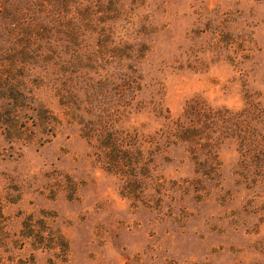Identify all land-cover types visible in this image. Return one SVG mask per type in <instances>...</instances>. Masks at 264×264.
<instances>
[{"label": "rangeland", "instance_id": "obj_1", "mask_svg": "<svg viewBox=\"0 0 264 264\" xmlns=\"http://www.w3.org/2000/svg\"><path fill=\"white\" fill-rule=\"evenodd\" d=\"M0 264H264V0H0Z\"/></svg>", "mask_w": 264, "mask_h": 264}, {"label": "trees", "instance_id": "obj_2", "mask_svg": "<svg viewBox=\"0 0 264 264\" xmlns=\"http://www.w3.org/2000/svg\"><path fill=\"white\" fill-rule=\"evenodd\" d=\"M210 111L206 110V108L204 107V105L199 102V101H194L192 103H188L186 105V108L184 109V115L187 117H192L196 120V122L200 121V122H205L207 121V114H209ZM225 114H228L229 116H226ZM243 114L242 113H237V114H229L228 112H219L217 113V116L220 120H224V119H233V120H238V118H240ZM197 126H195L192 131L196 132V129ZM180 129V128H179ZM180 137H178L179 140H182V139H187L190 137V134H189V130L188 129H180ZM187 137V138H185Z\"/></svg>", "mask_w": 264, "mask_h": 264}]
</instances>
